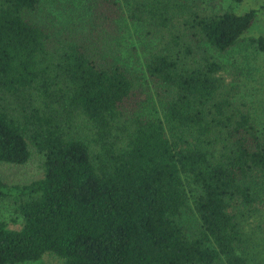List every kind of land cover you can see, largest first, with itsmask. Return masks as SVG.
<instances>
[{
  "label": "trees",
  "instance_id": "1",
  "mask_svg": "<svg viewBox=\"0 0 264 264\" xmlns=\"http://www.w3.org/2000/svg\"><path fill=\"white\" fill-rule=\"evenodd\" d=\"M38 3L0 0V163L26 164L29 145L43 158L41 178L0 180V200L21 218L17 230L0 221V264L45 254L58 264H260L262 252H238L244 233L229 209L252 202L248 183L264 179V128L258 136L203 47L228 51L260 10L184 16L164 0H95L107 26L127 15L159 35L145 60L161 94L153 117L126 62L90 41L93 27L54 41L31 16ZM251 43L264 54V35Z\"/></svg>",
  "mask_w": 264,
  "mask_h": 264
},
{
  "label": "rangeland",
  "instance_id": "2",
  "mask_svg": "<svg viewBox=\"0 0 264 264\" xmlns=\"http://www.w3.org/2000/svg\"><path fill=\"white\" fill-rule=\"evenodd\" d=\"M172 3L171 8L176 14L186 16L188 12L223 13L232 11L243 14L251 9H259L260 13L248 33L243 35L234 47L226 52H218L207 44L203 47L207 53L222 64V74L231 87V92L238 103H244L250 117V123L261 137L264 128V54L255 50L251 40L264 35V0H245L236 4L231 0H164ZM125 12V11H124ZM97 6L95 0H39L32 18L52 29L53 40H63L73 35L84 34L92 27L90 41L104 43L120 56L135 79V89L141 93V113L144 116L160 117L159 88L147 78L145 60L151 53L159 35L153 36L143 26L133 23L127 15L121 20L106 25L102 19L96 18ZM175 24L172 18L171 24ZM181 24V22H179ZM114 54V53H113ZM26 164L15 166L0 163V180L8 185H23L43 176L42 160L33 147ZM253 198L245 203L237 198L229 209L239 223L244 233V243L238 247V252L249 255L251 252H262L260 264H264V179L255 177L248 183ZM193 197L189 199L188 207L181 217V224L186 231L191 232L197 226L196 217L192 211ZM0 221H4L9 229H19L21 218L13 213L7 201L0 200ZM59 261L50 254H45L40 260L23 264H58ZM219 264V263H217Z\"/></svg>",
  "mask_w": 264,
  "mask_h": 264
}]
</instances>
